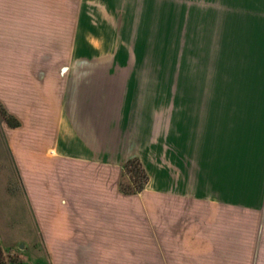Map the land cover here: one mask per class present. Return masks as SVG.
I'll return each mask as SVG.
<instances>
[{"label":"rangeland","instance_id":"374dc122","mask_svg":"<svg viewBox=\"0 0 264 264\" xmlns=\"http://www.w3.org/2000/svg\"><path fill=\"white\" fill-rule=\"evenodd\" d=\"M27 18L45 57L100 76L133 129H153L139 142L160 146L155 165L181 159L190 184L214 162L221 201L148 184L122 197L109 168L98 201L124 210L122 244L75 245L78 259L60 247L53 260L0 138V264H264V0H29Z\"/></svg>","mask_w":264,"mask_h":264},{"label":"crops","instance_id":"0c3cea01","mask_svg":"<svg viewBox=\"0 0 264 264\" xmlns=\"http://www.w3.org/2000/svg\"><path fill=\"white\" fill-rule=\"evenodd\" d=\"M28 3L0 0V109L19 124L11 127L0 120V138L43 240L53 245V260L65 254L60 247H69L68 258L78 259L76 250L82 247L75 245L122 244L125 223L116 216L124 210L100 201L107 195L109 168L115 189L117 174L131 157L145 163L151 192L221 201L214 187L219 171L214 162L207 163V169L196 164L195 182L190 184L180 157L176 166L166 158L161 169L155 165L161 148L155 143L142 147L139 140L147 129H133L136 123L124 112L127 101L109 98L100 76L77 72L75 61L45 57L43 44L29 41ZM34 27L30 30L36 34ZM149 131L153 129L148 130V143ZM77 168L90 171L77 176ZM91 169L96 177H91Z\"/></svg>","mask_w":264,"mask_h":264},{"label":"trees","instance_id":"16d2710c","mask_svg":"<svg viewBox=\"0 0 264 264\" xmlns=\"http://www.w3.org/2000/svg\"><path fill=\"white\" fill-rule=\"evenodd\" d=\"M3 120L11 127H17L19 124L10 116L2 112ZM149 182V176L141 161L132 157L124 163L119 182V191L124 195H136L145 189Z\"/></svg>","mask_w":264,"mask_h":264},{"label":"water","instance_id":"95a60500","mask_svg":"<svg viewBox=\"0 0 264 264\" xmlns=\"http://www.w3.org/2000/svg\"><path fill=\"white\" fill-rule=\"evenodd\" d=\"M20 248H21V245H20Z\"/></svg>","mask_w":264,"mask_h":264}]
</instances>
